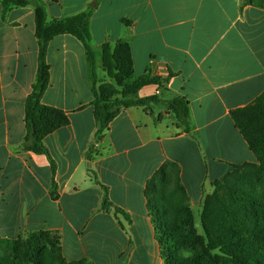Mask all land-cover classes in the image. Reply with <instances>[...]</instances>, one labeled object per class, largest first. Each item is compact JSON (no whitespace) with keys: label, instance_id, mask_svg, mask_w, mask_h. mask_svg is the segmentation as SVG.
Segmentation results:
<instances>
[{"label":"crops","instance_id":"1","mask_svg":"<svg viewBox=\"0 0 264 264\" xmlns=\"http://www.w3.org/2000/svg\"><path fill=\"white\" fill-rule=\"evenodd\" d=\"M263 1L45 0L48 21L91 13L97 86L115 83L104 70L105 50L123 42L134 74L128 84L144 82L129 98L160 100L124 109L100 138L86 49L71 35L52 40L42 103L70 120L44 139L56 163L53 200L48 158L22 150L38 68L35 10L15 8L3 18L0 0V238L51 231L68 262L161 264L148 182L175 167L196 208L236 166L258 163L231 114L264 92ZM175 97L189 102L188 133L169 111ZM101 186L130 221L100 211Z\"/></svg>","mask_w":264,"mask_h":264},{"label":"trees","instance_id":"2","mask_svg":"<svg viewBox=\"0 0 264 264\" xmlns=\"http://www.w3.org/2000/svg\"><path fill=\"white\" fill-rule=\"evenodd\" d=\"M1 3L3 18L15 8L32 6L35 10L36 39L39 47L38 68L32 92L25 102L26 135L22 150L48 158L53 172L50 196L53 200H57V184L54 180L56 163L44 144V139L60 128L68 126L70 120L64 111L42 103L50 86L51 67L47 55L52 40L58 36L71 35L82 42L86 49L94 78V99L91 105L94 108L97 135L100 138L124 109L134 106L147 108L150 104L160 100L157 97L138 100L129 98L136 94L144 82L136 80L133 84H128L129 81L132 82L134 74L129 47L123 42H119L113 52L106 48L104 56V70L116 85L104 83L97 86L95 58L90 45L91 13H81L65 19L48 21L45 0H1ZM168 106L169 111L176 116L177 126L184 128V131L188 133L190 131L188 100L184 97H175L168 102ZM231 116L258 163L236 166L224 179L214 182V193L206 197L202 203L201 224L204 237L199 236L194 229L189 207L185 209L183 221L162 219L161 216L154 217L156 230L161 235L159 244L165 264H204V262L207 264H242L247 260L261 263L260 258H264V203L261 204L256 198L242 203L244 196L236 195L248 173H252L254 181H258L260 176L264 175V92L248 106L234 110ZM164 176L165 171H160L148 182L147 198L151 217L157 209L152 203L150 193H155L158 180H162ZM101 187L104 190V198L100 211L110 213L112 209H115V214H122L129 220L125 212L114 208L108 198L107 188ZM249 208L254 209V214L251 216ZM257 209L261 211L260 216L256 214ZM180 223L184 227L186 239L176 232L177 225ZM23 235L15 240L0 238V246L10 249L12 254L21 256L23 263L39 264L34 260V255L41 247L47 245L53 249L58 248L61 253L58 264H93L88 260L68 262L62 254L61 237L55 232L27 233L26 241L23 240ZM23 242H26L24 243L26 247ZM185 244L191 245L192 248L196 245L189 259L179 255L180 247Z\"/></svg>","mask_w":264,"mask_h":264},{"label":"rangeland","instance_id":"3","mask_svg":"<svg viewBox=\"0 0 264 264\" xmlns=\"http://www.w3.org/2000/svg\"><path fill=\"white\" fill-rule=\"evenodd\" d=\"M256 2V0H255ZM264 2V1H263ZM115 85V83H113ZM177 169L175 167H170L169 175L162 180H158L155 193H150L151 200L153 205L156 207V213L152 216V220L156 227V221L154 217L161 216L162 219L174 220V221H183L185 216V209L189 207L192 213V222L193 227L196 230L199 236L204 237V232L201 224V215L203 211V206L194 208L190 202V199L187 197L184 189L177 179ZM215 191L214 183L212 186L211 192H205V198L211 196ZM237 196H244L242 203H246L251 201L252 199H258V202L261 204L264 203V175H261L258 181H254V177L252 173H248L245 181L240 184L239 189L236 192ZM250 216L254 214V209L249 208ZM257 216L261 215L260 209H257ZM176 232L183 239H186V235L184 234V227L182 223L177 225ZM161 239L160 233L157 231V240ZM23 240H27V233H24ZM166 242V241H165ZM26 242H23V244ZM26 244H24V247ZM160 247V244H159ZM194 248L196 245L193 246ZM179 255L182 258L189 259L193 253L194 248L191 245H183L180 247ZM61 253L58 251V248L53 249L44 245L41 247L39 252L34 255L35 259L39 264H58ZM161 256V250H160ZM261 263H257L255 261H244L246 263L242 264H264V258H260ZM161 264H165V260H163L161 256ZM0 263L1 264H31V263H23L22 257L12 254L10 249H7L4 246H0ZM204 264H207L204 262Z\"/></svg>","mask_w":264,"mask_h":264}]
</instances>
